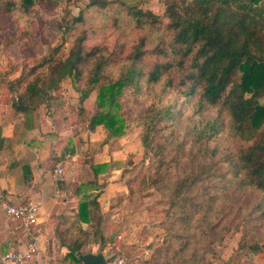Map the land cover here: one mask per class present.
Returning a JSON list of instances; mask_svg holds the SVG:
<instances>
[{
	"label": "trees",
	"instance_id": "16d2710c",
	"mask_svg": "<svg viewBox=\"0 0 264 264\" xmlns=\"http://www.w3.org/2000/svg\"><path fill=\"white\" fill-rule=\"evenodd\" d=\"M49 1L0 0V13L31 12ZM110 3L86 0V9ZM130 13L139 26L164 30L156 45L146 48L142 37L129 49L111 51L107 45H86L83 32L61 56L64 35L84 20V9L67 10L62 40L9 81L13 109L24 114L27 128L34 127L38 109L70 77L81 102L97 92L87 129L103 126L112 138L126 130V104L136 103L144 151L156 167L151 182L164 184L171 218L172 239L162 250L168 261L162 264H180L182 253L225 228L230 213H240L246 224L239 248L263 253L264 236L253 235L249 222L264 220V0H165L163 15L142 8ZM222 131L237 144L222 145L217 140ZM7 142L0 127V150ZM60 160L55 156V164ZM91 165L96 176L110 167L108 162ZM91 183L96 185L75 184L78 210L62 216L73 222L66 243L78 264L83 263L80 255L90 253L84 250L87 243L105 242L98 194L86 191ZM59 185L65 189L62 179ZM248 191L254 195L247 197ZM73 227L82 235L75 236ZM187 259L202 258L191 252Z\"/></svg>",
	"mask_w": 264,
	"mask_h": 264
},
{
	"label": "rangeland",
	"instance_id": "374dc122",
	"mask_svg": "<svg viewBox=\"0 0 264 264\" xmlns=\"http://www.w3.org/2000/svg\"><path fill=\"white\" fill-rule=\"evenodd\" d=\"M110 1L106 7L86 9V0H53L37 5L31 12L18 9L10 14L0 13L2 113H6V106L8 111L16 112L10 103L12 92L9 81L19 77L26 64L49 54L62 40L63 31L60 24L67 10L76 14L84 9V20L76 22L64 35V45L59 53L61 56L68 53L77 36L83 32L87 34L86 45H107L111 51L122 47L129 49L142 37L147 38L148 49L159 42L164 30H157L149 24L139 26L130 12L142 8L163 15L165 0ZM146 57L150 61L156 60L155 55L148 54ZM53 94L50 101L38 109L36 122L39 121L40 128L35 131L43 137L39 139L41 145H37L38 150H47L49 154L66 151L67 158L62 176L65 189L60 187L57 196L72 199V204L77 205L79 197L73 193L75 184L94 182L96 185L91 183L85 188L92 195L98 194L104 216L102 224L106 235L101 250L95 241L87 243L84 250H100L107 257L106 264H119L118 259L121 256L126 258L124 264H162L168 261L166 255H162V250L172 239V230L168 228L171 218L167 211L166 190L163 183L151 182L156 167L154 157L144 151L141 137L144 124L136 115V103L135 106L132 101L127 103L123 110L127 119L124 134L107 138V131L103 126H99L95 132L87 129L86 118L96 107V90L81 102L79 90L72 78L68 77L63 80L60 90ZM14 115L17 116L18 112ZM18 116L22 118V115ZM24 119H21L23 126ZM48 133L51 134L50 137L46 136ZM217 140L222 145L237 144L226 131H222ZM72 147L75 150L73 155L69 151ZM104 162H108L110 167L96 176L91 163ZM112 180H120L123 186L118 185L113 192L110 189L107 191ZM253 195L251 191L246 193L247 197ZM240 199L246 202V197ZM65 210L70 212V205H67ZM230 214L233 217L227 220L225 228L214 237H203L197 241L193 249L178 257L180 264H264V252L252 253L249 249L239 248L246 224L241 220L240 213L236 217L234 213ZM71 224V220L66 221L64 217L54 216L51 225L59 240L61 238L68 243L71 235L66 229ZM249 224L254 226L251 231L253 235L264 236V220H252ZM73 233L75 236L82 235L76 229ZM63 241L61 240V243L67 247V243ZM68 252L67 249L61 252L60 264H78ZM191 252L202 258L201 261H188ZM169 263L177 264L172 260Z\"/></svg>",
	"mask_w": 264,
	"mask_h": 264
},
{
	"label": "crops",
	"instance_id": "0c3cea01",
	"mask_svg": "<svg viewBox=\"0 0 264 264\" xmlns=\"http://www.w3.org/2000/svg\"><path fill=\"white\" fill-rule=\"evenodd\" d=\"M7 108L6 113L0 110L2 136L8 140L7 147L0 150V255L9 250L22 249L31 241L37 245L38 253L27 264H60L61 252L64 249L70 251V248L67 244H65L67 247L63 246L61 240L64 239L59 240L51 224L54 216L72 215L74 212L70 213L71 211L75 208L78 210V204L73 205L72 199L57 196L59 182L64 173L56 179L55 168L58 163L64 165L66 152L63 150L54 152L57 153L56 157L61 158L55 164L53 152L49 154L47 150L37 148L40 144L39 139L43 138L35 131L40 128L39 121L37 120L32 128L25 125L24 127L21 122L24 114L18 113L22 115V118H18V115H14L17 112L8 111ZM46 136L50 137L51 134L48 133ZM33 142L37 144L33 145ZM122 183L120 180H112L107 191L110 189L113 192L115 187ZM27 200L35 202L40 207L37 222L30 227L10 216L2 205L3 202L19 204ZM67 205H70V212L65 210ZM98 247L101 250L99 244ZM100 250L93 252L99 253Z\"/></svg>",
	"mask_w": 264,
	"mask_h": 264
},
{
	"label": "built area",
	"instance_id": "2783aa9c",
	"mask_svg": "<svg viewBox=\"0 0 264 264\" xmlns=\"http://www.w3.org/2000/svg\"><path fill=\"white\" fill-rule=\"evenodd\" d=\"M63 173L64 165L58 163L55 168V178H60ZM2 205L10 216L20 221L26 227H30L37 222L40 207L33 201L27 200L19 204L3 202ZM37 253V245L30 241L22 249L9 250L2 253L0 255V264H27ZM125 262L126 258L124 256L119 257V264H124Z\"/></svg>",
	"mask_w": 264,
	"mask_h": 264
},
{
	"label": "water",
	"instance_id": "95a60500",
	"mask_svg": "<svg viewBox=\"0 0 264 264\" xmlns=\"http://www.w3.org/2000/svg\"><path fill=\"white\" fill-rule=\"evenodd\" d=\"M80 259L82 260L83 264H106L107 257L103 252L99 253H86L80 255Z\"/></svg>",
	"mask_w": 264,
	"mask_h": 264
}]
</instances>
